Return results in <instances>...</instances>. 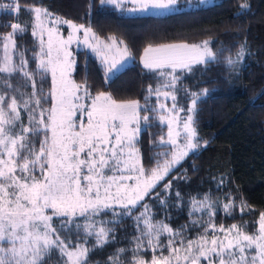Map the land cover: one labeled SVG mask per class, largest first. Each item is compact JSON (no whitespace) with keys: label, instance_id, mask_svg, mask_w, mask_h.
Segmentation results:
<instances>
[{"label":"snow or ice","instance_id":"obj_1","mask_svg":"<svg viewBox=\"0 0 264 264\" xmlns=\"http://www.w3.org/2000/svg\"><path fill=\"white\" fill-rule=\"evenodd\" d=\"M20 2L0 0V14L16 16L6 26L10 31L0 32V79L11 81L22 75L31 82L26 98L8 95L9 90L15 92L10 82L0 94V264H92L93 249L115 241L126 217L134 226L133 247L118 248L108 258L111 264H264V214L249 234L236 224L218 227L211 222L215 211L208 198H193L189 214L204 212L209 223L199 225L195 238H187L184 227L170 226L167 215L161 220L153 211V197L162 210L173 206L169 196L183 202L181 192L173 190L170 173L201 146L194 126L200 94L192 92L191 107L181 108L176 102L177 84L194 64H209L216 58L208 42L144 48L143 67L161 78V85L149 91V96L156 94L158 107H150L147 98L142 106L137 100L118 101L104 91L92 96L86 85L72 78L76 60L70 49L76 33L82 32L87 42L92 28L72 24L74 31L65 39L58 27L61 21L38 5L27 7L32 22L23 25ZM99 3L122 11L127 3L128 12L147 14L168 10L178 0ZM29 27L36 41L30 58L18 44ZM107 39L111 43H98L92 51L103 55L102 63L112 73L131 53L126 46L120 48L123 41ZM243 56L241 49L237 59L227 63L236 65ZM48 77L50 87L45 91ZM161 96L171 100L170 109ZM179 112L185 115L180 117ZM157 119L164 133L159 137L161 150L156 166L146 170L139 137ZM225 210L230 212V206ZM142 250L159 254L145 260Z\"/></svg>","mask_w":264,"mask_h":264},{"label":"trees","instance_id":"obj_2","mask_svg":"<svg viewBox=\"0 0 264 264\" xmlns=\"http://www.w3.org/2000/svg\"><path fill=\"white\" fill-rule=\"evenodd\" d=\"M183 4L194 8L154 16L131 15L126 10L130 7L127 3L122 11L113 5L102 6L99 0H21L19 20L30 26L32 18L26 9L38 5L61 22L91 27L104 43H111L107 39L110 36L123 41L120 46H126L133 57L130 65L108 77L110 74L101 60L83 49L75 54L73 79L82 87L86 85L92 96L104 91L118 101L137 100L142 106L147 98L150 107H158L156 94L149 96V91L161 85V78L139 63L144 48L208 42L216 58L209 64L193 66L191 72L185 71L177 84L176 102L181 108L191 107L192 92L200 94L194 126L201 146L170 173L173 190L181 192L183 202L169 196L167 199L173 206L162 210L153 197V211L161 220L167 215L170 226L184 227L183 235L187 238H195L199 225L209 223V216L201 211L190 215L191 202L193 198L207 197L215 211L212 223L225 228L236 224L251 234L264 214V0H215L210 6H195L196 1L185 0ZM15 20V14H0V32L10 31L6 26ZM35 43L30 27L18 40L21 49L28 50L29 58ZM241 49L244 56L236 65H229L227 60H236ZM34 67L35 64H30V68ZM9 82L15 92L9 90L8 95L26 98L30 94L31 82L22 75L11 81L0 79V94ZM49 87L50 77L45 91ZM161 100L168 109L172 107L170 99L161 96ZM21 115L27 123V113L22 111ZM161 127L157 119L140 134L139 147L146 170L156 166L161 150L159 137L164 134ZM225 205L230 206V212L225 210ZM193 220L197 222L195 228H192ZM54 224L60 228L58 219H54ZM133 233L131 219L124 218L116 230L118 238L93 249L92 264H111L108 258L118 248L131 249ZM141 254L150 260L159 253L142 250ZM126 255L131 260L130 252Z\"/></svg>","mask_w":264,"mask_h":264},{"label":"rangeland","instance_id":"obj_3","mask_svg":"<svg viewBox=\"0 0 264 264\" xmlns=\"http://www.w3.org/2000/svg\"><path fill=\"white\" fill-rule=\"evenodd\" d=\"M185 0H178V3L176 6L168 9V10H150L147 14H136V13H130L131 15H154V16H166V15H169L171 13H174V12H178V11H184V10H188L190 8H194L192 7L190 4L188 5H182V3H184ZM193 1H196V5L195 6H198V5H202V6H210V5H213L215 3V0H193ZM181 4V5H180ZM130 6V5H129ZM186 8V9H184ZM47 20H45V24L47 25ZM73 23H64V22H61L59 23L58 27H59V30H60V35L62 37H64L65 39L67 38V36L72 33L74 30L72 29L71 25ZM93 37H97L94 35L93 32L89 33V39L87 40V42L84 41L83 39V33L80 32V33H76L74 35V39H73V42L71 43L70 45V49L73 51L74 53V56L76 54L77 51L79 50H87L89 51L91 54H93L94 56H96L97 58H99L102 62V59H103V55L100 54V53H97V52H94L92 51V48L93 47H96L98 43H101L102 40L101 38H99V40L93 38ZM77 40H79L80 42L77 43ZM104 43V42H102ZM204 43L200 44V45H203ZM91 45V47L89 46ZM152 47H156V46H152ZM120 48L123 50L124 47H121ZM143 54V53H142ZM112 55L109 54L108 56V60L109 62H111L112 60ZM133 61V57L131 56L130 59L127 60L126 63H123L122 66H118L119 67V70L118 71H113L112 73H109L110 75L108 77H112L114 74H117L119 73L120 71H122L124 68H126L128 65H130ZM139 63L142 65L141 63V60H139ZM103 64V63H102ZM105 66V68L107 69V66L105 64H103ZM196 64H194L193 66H195ZM143 66V65H142ZM75 69V68H74ZM73 73H74V70L72 72V78H73ZM167 114V113H166ZM178 115L180 117H183L184 115H182V112H179Z\"/></svg>","mask_w":264,"mask_h":264},{"label":"crops","instance_id":"obj_4","mask_svg":"<svg viewBox=\"0 0 264 264\" xmlns=\"http://www.w3.org/2000/svg\"><path fill=\"white\" fill-rule=\"evenodd\" d=\"M130 5V4H129ZM130 7H131V5H130Z\"/></svg>","mask_w":264,"mask_h":264}]
</instances>
